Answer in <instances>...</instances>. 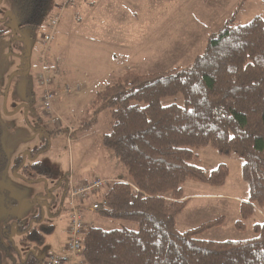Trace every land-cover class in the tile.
<instances>
[{"label": "rangeland", "instance_id": "obj_1", "mask_svg": "<svg viewBox=\"0 0 264 264\" xmlns=\"http://www.w3.org/2000/svg\"><path fill=\"white\" fill-rule=\"evenodd\" d=\"M56 3L52 0L51 10L40 26H17L0 38V121L4 148L9 155V165L0 175V188L8 195L0 194V232L19 220L29 222L37 216L40 219L42 212L43 222L55 227L43 245H27L16 236L19 254L5 255L3 264H21L29 250L44 259L67 251L64 247L69 238L67 223L71 210L68 194L64 197L66 179L74 177L78 185L79 181L94 177H119L120 169L126 174L125 166L102 144L101 137L111 128L110 110L102 111L98 122L90 128H83L84 122L93 117L91 103L98 89L115 83L127 71L147 74L187 67L204 51L209 37L235 13L236 24H246L258 15L264 17V0H66L61 6ZM13 11V0H0L1 17ZM54 25L47 63L53 80L51 88L64 101L57 105L63 118L56 122L52 111L44 108V88L40 82L44 40ZM58 83L60 90L55 87ZM67 86L72 89L69 94ZM163 103L182 105L184 97H167ZM55 129L62 131L57 133ZM40 150L43 152L37 160L48 171L34 174L22 168L18 171L20 178L15 176V160ZM196 152L199 165L205 170L226 164L230 176L225 187L187 181L184 195L188 203L178 216V228H197L224 217L223 223L205 230L200 238L224 241L253 237V226L264 222V215L259 213L248 219L245 230L236 227L241 219L240 199H247L249 192L242 178V160L237 155H220L212 147ZM31 162L28 157L26 165ZM101 196H86V204L91 206ZM85 222L87 227L95 225L107 230L135 226L102 217L98 211L88 213Z\"/></svg>", "mask_w": 264, "mask_h": 264}, {"label": "trees", "instance_id": "obj_2", "mask_svg": "<svg viewBox=\"0 0 264 264\" xmlns=\"http://www.w3.org/2000/svg\"><path fill=\"white\" fill-rule=\"evenodd\" d=\"M13 2L15 13L0 16V38L16 30L17 24L40 26L52 7V0ZM235 16L209 37L191 65L159 73L127 71L97 90L93 117L83 128L110 110L111 128L101 137L102 144L127 170L102 192L107 207L98 213L135 226L107 230L89 225L83 243L85 264H264V222L255 223L251 238L224 241L200 238L224 217L183 231L177 226L188 203L187 181L221 187L230 176L226 164L210 171L199 165L196 151L205 147L242 160L249 192L236 227L245 230L246 221L264 211V17L236 24ZM180 94L182 105L163 103L164 98ZM3 134L0 121V175L9 165ZM42 152L17 158L14 175L19 177L22 168L46 173L47 166L37 160ZM5 192L0 188V194ZM44 215L3 228L0 264L5 255L19 254L16 236L27 245L46 242L55 227L43 222ZM44 262L34 250L21 259V264Z\"/></svg>", "mask_w": 264, "mask_h": 264}, {"label": "built area", "instance_id": "obj_3", "mask_svg": "<svg viewBox=\"0 0 264 264\" xmlns=\"http://www.w3.org/2000/svg\"><path fill=\"white\" fill-rule=\"evenodd\" d=\"M60 17V16H59ZM58 17V19H59ZM55 22V21H54ZM57 21L54 23L56 24ZM55 30V25L50 34L45 36L44 40V50L42 58V69H41V85L44 88L43 93V104L44 108L53 113V122L60 120L62 118L61 114L57 111L56 106H54L55 100L58 96L57 92L51 88L53 82L50 77V69L48 68V54L50 50V44L53 39V33ZM67 94L72 92L71 87L67 86ZM113 181L111 179H101L97 178L87 184H75L71 179L67 181L66 190L64 197L66 198V193L68 194L67 202L68 207L71 210V215L68 223V242L66 244V252L62 255H50L45 259V264H85L82 253L84 246V233L86 230L85 215L83 210L78 204V199H85L88 195H101L100 192L104 191L105 187H108ZM87 199V198H86ZM85 199V200H86ZM107 207V201L101 197L98 201L94 202L89 206L90 211H99ZM75 258V259H73Z\"/></svg>", "mask_w": 264, "mask_h": 264}, {"label": "crops", "instance_id": "obj_4", "mask_svg": "<svg viewBox=\"0 0 264 264\" xmlns=\"http://www.w3.org/2000/svg\"><path fill=\"white\" fill-rule=\"evenodd\" d=\"M66 0H57V3L56 4H58V6H61L64 2H65ZM56 9L58 10L59 8L58 7H56ZM13 13H15V11H13ZM192 25H193V23H192ZM17 26H19V24H17ZM20 27V26H19ZM58 67H59V65H57ZM61 67V66H60ZM61 83L63 84V83H65V81H64V79H63V77H62V79H61ZM60 83H58L55 87H56V89L57 90H60ZM62 91V90H61ZM61 91H60V93H61ZM58 96H59V94H58ZM58 104H64V101L62 100V96H61V94H60V96L58 97V99H57V102H56V104H55V106H56V109H57V111L61 114V116H63L62 115V113L60 112V110L58 109ZM91 105H92V103H91ZM35 107V106H34ZM36 108V107H35ZM32 110V109H31ZM33 111V110H32ZM40 114H41V111H40ZM63 118V117H62ZM65 121H67L66 119H65ZM118 174H120L119 175V177H115V178H106V179H111V180H116V179H118V178H120L121 176H123V175H125V173H124V171L123 170H121L120 169V171H118ZM97 177H94V178H92V179H86V180H84V181H79V183L78 184H81V183H85V182H90V181H92V180H94V179H96ZM105 178V177H104ZM72 180L73 182L75 181L76 182V180H75V178L74 177H70V178H68V179H66L65 180V182H67L68 180ZM228 182V181H227ZM77 183V182H76ZM227 184V183H226ZM226 184H225V186H226ZM224 186V187H225ZM65 187H66V183H65ZM222 187V186H221ZM66 189V188H65ZM247 198H248V196H247ZM241 200V202L240 203H242L243 201H245L246 199H240ZM236 201H239V199H236ZM89 205V204H88ZM240 209H241V206H240ZM91 211H89V210H87L86 211V213L88 214V213H90ZM93 212V211H92ZM85 213V215H87ZM261 214V215H264L263 214V212H260L259 210H258V212L255 214V215H258V214ZM68 222H69V220H68ZM67 226H68V223H67ZM67 244V243H66ZM66 244H65V247H64V249L66 248ZM62 252H65V251H62ZM62 252H59V253H62ZM3 263H4V260H3Z\"/></svg>", "mask_w": 264, "mask_h": 264}, {"label": "bare ground", "instance_id": "obj_5", "mask_svg": "<svg viewBox=\"0 0 264 264\" xmlns=\"http://www.w3.org/2000/svg\"><path fill=\"white\" fill-rule=\"evenodd\" d=\"M96 179H97V178H96ZM101 179H103V178H101ZM105 180H107V179H105ZM92 181H93V180H92ZM90 182H91V181H90ZM87 183H89V182H85V183H81V184H87ZM100 194H102V191L100 192ZM78 204H79L80 208L83 210L84 215H85L86 211L89 210V205L86 204L85 199H78ZM89 211H90V210H89ZM70 215H71V213H70ZM85 217H86V215H85ZM69 218H70V217H69ZM85 223H86V222H85ZM86 230H87V224H86ZM86 230H85L84 236H85V234H86ZM83 239H84V237H83ZM82 258H83V257H82ZM73 259H75V258H73ZM44 264H45V262H44Z\"/></svg>", "mask_w": 264, "mask_h": 264}, {"label": "water", "instance_id": "obj_6", "mask_svg": "<svg viewBox=\"0 0 264 264\" xmlns=\"http://www.w3.org/2000/svg\"><path fill=\"white\" fill-rule=\"evenodd\" d=\"M10 16V15H9Z\"/></svg>", "mask_w": 264, "mask_h": 264}]
</instances>
